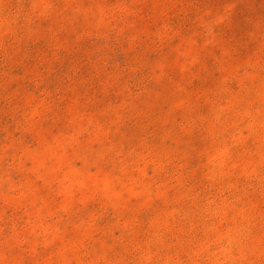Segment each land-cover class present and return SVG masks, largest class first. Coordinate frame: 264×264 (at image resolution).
<instances>
[{"label":"rangeland","instance_id":"rangeland-1","mask_svg":"<svg viewBox=\"0 0 264 264\" xmlns=\"http://www.w3.org/2000/svg\"><path fill=\"white\" fill-rule=\"evenodd\" d=\"M0 264H264V0H0Z\"/></svg>","mask_w":264,"mask_h":264}]
</instances>
